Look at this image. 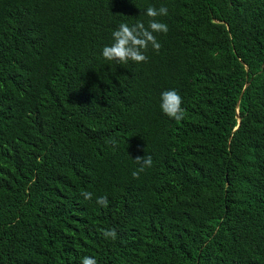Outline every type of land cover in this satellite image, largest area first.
Masks as SVG:
<instances>
[{
    "label": "trees",
    "instance_id": "trees-1",
    "mask_svg": "<svg viewBox=\"0 0 264 264\" xmlns=\"http://www.w3.org/2000/svg\"><path fill=\"white\" fill-rule=\"evenodd\" d=\"M149 6L159 51L106 60ZM85 256L264 264V0H0V264Z\"/></svg>",
    "mask_w": 264,
    "mask_h": 264
},
{
    "label": "clouds",
    "instance_id": "clouds-1",
    "mask_svg": "<svg viewBox=\"0 0 264 264\" xmlns=\"http://www.w3.org/2000/svg\"><path fill=\"white\" fill-rule=\"evenodd\" d=\"M168 9L166 6L156 8L149 6L146 9V15L151 17L148 21V26L145 27L143 22L137 21L133 25L120 23L118 28L112 32L113 43L104 46L102 56L109 61H117L127 63L129 60L136 63L146 62L147 57L142 50H147L151 44L153 49L159 51L160 44L153 33H167L168 26L166 23L160 22L155 18L158 16H166ZM183 103L181 95L175 90H165L161 93V110L168 117L180 121L184 119L185 110L181 107ZM135 162L140 165V168L133 171L134 178H139V173L144 171L145 167H151L153 160L151 155L137 156ZM85 199H91L92 193L83 192ZM97 203L103 207L108 206L107 196L97 198ZM105 238L116 239L117 233L115 229H108L103 232ZM81 264H98L97 260L91 256L83 257Z\"/></svg>",
    "mask_w": 264,
    "mask_h": 264
}]
</instances>
